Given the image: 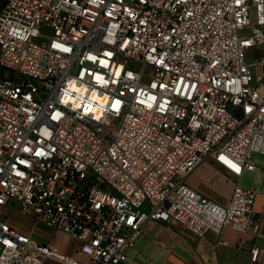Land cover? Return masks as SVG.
<instances>
[{
  "label": "built area",
  "instance_id": "2783aa9c",
  "mask_svg": "<svg viewBox=\"0 0 264 264\" xmlns=\"http://www.w3.org/2000/svg\"><path fill=\"white\" fill-rule=\"evenodd\" d=\"M251 48L264 0H0V264H131L154 221L259 235L254 189L220 204L186 182L207 158L238 178L264 154Z\"/></svg>",
  "mask_w": 264,
  "mask_h": 264
},
{
  "label": "crops",
  "instance_id": "0c3cea01",
  "mask_svg": "<svg viewBox=\"0 0 264 264\" xmlns=\"http://www.w3.org/2000/svg\"><path fill=\"white\" fill-rule=\"evenodd\" d=\"M250 162L255 166L253 171H244L238 178L231 175L223 166L205 159L186 182L204 196L226 204L235 182L245 188L256 191L254 211L264 212V154L253 152ZM43 229V230H42ZM32 236L49 241L62 252L71 254L79 242L62 231H51L42 226L35 228ZM241 242V243H240ZM252 244L259 248L255 264H264V226L255 237L237 232L226 226L222 234L207 230L197 235L172 220L147 222L137 236L134 246L128 251L131 264H249L248 247ZM44 264H57L52 259H45Z\"/></svg>",
  "mask_w": 264,
  "mask_h": 264
},
{
  "label": "rangeland",
  "instance_id": "374dc122",
  "mask_svg": "<svg viewBox=\"0 0 264 264\" xmlns=\"http://www.w3.org/2000/svg\"><path fill=\"white\" fill-rule=\"evenodd\" d=\"M262 53H264V48H262V49H254V48L248 49L246 52V60L248 61V63H253L259 59V57ZM42 226L43 225H41V224L36 225V227L39 228L40 230H41ZM36 239L44 242L41 239H38V238H36Z\"/></svg>",
  "mask_w": 264,
  "mask_h": 264
}]
</instances>
